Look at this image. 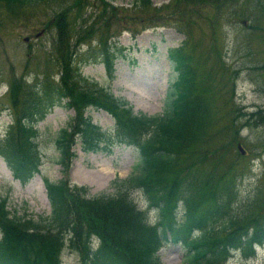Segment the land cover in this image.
Wrapping results in <instances>:
<instances>
[{"label": "trees", "instance_id": "obj_1", "mask_svg": "<svg viewBox=\"0 0 264 264\" xmlns=\"http://www.w3.org/2000/svg\"><path fill=\"white\" fill-rule=\"evenodd\" d=\"M52 1L56 0H0V8L15 14ZM71 2L66 9L76 18L82 17V9L90 4L88 0ZM230 3V0H173L161 8H153L151 0H135V8L142 9L147 19H155L154 25H160L156 19L163 20L162 14L187 20L197 13L196 7L207 5L221 10ZM110 8L114 15L119 11L112 5ZM66 16L63 12L57 25L60 82L48 80L14 87L11 98L17 110V124L0 141V154L7 158L16 178L28 180L40 161L39 131L35 125L57 103L67 100L68 106L78 109L81 116L74 127L77 133L69 131L73 129L71 126L55 140L64 171H69L75 157L71 148L77 135L86 151H95L100 143V130L83 117V112L93 106L113 115L121 143L138 149L136 174L120 185L115 197L89 198L86 188L71 189L66 181L47 182L52 214L46 223L11 218L7 198L0 199V264H61L60 254L66 244L80 254L81 264H161L158 252L167 243L185 246L188 264H226L234 252L263 244L264 197L256 195L239 214L237 208L242 202L238 200V183L244 171L238 172L236 161L221 162L224 149L240 143V126L229 121L227 126L230 124L229 128L234 129L233 135L228 134L225 144L218 145L222 134L228 131L227 126H223V132L217 128L220 101L225 89H235L234 77L238 73L231 70L224 58L217 61V66L211 64L212 51L203 61L196 62L183 49L173 50L171 58L177 79L171 85L163 115L138 116L128 102L116 98L109 90L95 89L89 93L84 87L87 80L81 69L88 59L76 63L77 52L66 41L67 34L72 33L69 25H73H66ZM211 25L216 27L215 22ZM106 26L110 27V21ZM213 52L215 56L221 53ZM90 54L91 59L103 60L112 75L115 60L122 56V51L115 43L105 41ZM230 99V102L223 100L236 120L238 107ZM261 112L241 116L253 121ZM261 123L264 126V116ZM237 155L240 157L241 153ZM134 189L143 191L149 208L157 210L154 226L132 201L129 190ZM68 235L71 238L66 242ZM93 238L99 240L97 248L92 244Z\"/></svg>", "mask_w": 264, "mask_h": 264}, {"label": "rangeland", "instance_id": "obj_2", "mask_svg": "<svg viewBox=\"0 0 264 264\" xmlns=\"http://www.w3.org/2000/svg\"><path fill=\"white\" fill-rule=\"evenodd\" d=\"M71 1L56 0L15 14L0 8V131L5 133V127L14 120L10 113L14 117L16 113L15 109L10 108L7 94L12 74L26 76L33 82L44 78L58 79L59 16L66 12V25H74L75 31L68 34L67 41L79 43L82 58L92 55L89 50L99 48L98 43L103 45L105 38L100 27L110 21L113 29L110 35L126 51V56L117 61L113 79L109 77L104 65L97 62L84 67L83 74L99 86L110 87L116 97L127 100L133 106L135 113L159 116L164 112L169 88L177 78L169 58L171 50L183 49L184 53L193 55L196 62L212 51L211 64L216 66L217 61L222 59V53L221 57L220 54L215 56L213 51L225 54L227 65L238 76L234 77L237 86L235 98L231 89H225L224 99L230 102V98H233L239 114L235 120L229 107L222 108L219 112L222 120L219 123L223 127L233 121L240 126L238 141L247 153L238 157L237 144L227 147L221 162L227 164L236 161L238 172L244 171L243 175H239L238 183V200L242 202L240 208H237L239 214L256 195L263 198L264 126L261 121L264 116V0H230L227 8L221 10L202 5L194 8L197 13L194 12L191 19L187 20L175 16V21L174 15L162 14L163 20L156 19L160 23L156 27L155 19H147L142 9L132 4L133 0H109L113 7H118L119 11L115 15L111 13V5H105L99 0H88L90 4L83 9L84 14H95L101 26L71 15L66 9ZM171 1L152 0V3L155 7H162ZM200 16H205L207 23ZM213 22L222 25L215 27L211 25ZM137 32L139 34L134 37L133 34ZM202 35L205 36V48L200 40ZM84 42L86 45L81 46ZM258 111L262 112L253 121L241 116ZM87 116L104 133L101 144L103 148L88 153L83 151V144L78 140L72 150L77 158L69 180L87 186L90 197L116 195L118 187H115L114 182L127 180L132 175L139 161V152L134 147L117 143L115 122L109 114L90 109ZM75 117L73 110L64 105L58 106L36 125L41 166L39 174L26 185L15 180L8 163L0 158V198H8V209L12 216L35 221L50 216L51 204L45 180L55 183L65 177L58 163L60 155L55 139ZM247 123L248 126H245ZM230 124L218 145L223 146L227 135H233L234 129L229 128ZM224 130L222 128L221 132ZM85 179H91L92 184L82 182ZM131 196L141 210H148L140 191H133ZM152 216L154 218V214ZM186 254L187 250L183 246L168 244L159 256L162 264H187ZM62 262L80 264V256L67 247L63 250ZM227 264H264V246L257 247L256 251L250 248L237 251Z\"/></svg>", "mask_w": 264, "mask_h": 264}, {"label": "bare ground", "instance_id": "obj_3", "mask_svg": "<svg viewBox=\"0 0 264 264\" xmlns=\"http://www.w3.org/2000/svg\"><path fill=\"white\" fill-rule=\"evenodd\" d=\"M69 45H70L72 51H76V49L79 46V45H76L72 42H70ZM20 84H21L20 78L18 76H16V74H12L11 79L9 80V86H8L7 94L9 93L12 85H20ZM8 98H10V97H8ZM82 182L86 183L87 185H91L93 181L91 179H85V180H82Z\"/></svg>", "mask_w": 264, "mask_h": 264}, {"label": "water", "instance_id": "obj_4", "mask_svg": "<svg viewBox=\"0 0 264 264\" xmlns=\"http://www.w3.org/2000/svg\"><path fill=\"white\" fill-rule=\"evenodd\" d=\"M238 147H239V149L242 151V153H243V154H245V153H246V152L244 151V149H243V147H242V145H241V144H240Z\"/></svg>", "mask_w": 264, "mask_h": 264}]
</instances>
